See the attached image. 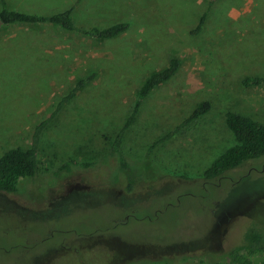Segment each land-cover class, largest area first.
Listing matches in <instances>:
<instances>
[{
	"label": "rangeland",
	"instance_id": "rangeland-1",
	"mask_svg": "<svg viewBox=\"0 0 264 264\" xmlns=\"http://www.w3.org/2000/svg\"><path fill=\"white\" fill-rule=\"evenodd\" d=\"M10 1L35 14L75 5L79 27L128 28L112 39L47 23L0 29V155L27 147L61 96L97 73L48 120L38 174L0 191V264H225L224 253L264 223V156L209 184L202 175L234 143L225 112L264 121V0ZM172 57L177 72L123 133L127 174L139 180L127 191L113 140L140 82ZM202 100L206 114L151 148ZM64 163L69 171L58 170Z\"/></svg>",
	"mask_w": 264,
	"mask_h": 264
},
{
	"label": "trees",
	"instance_id": "trees-1",
	"mask_svg": "<svg viewBox=\"0 0 264 264\" xmlns=\"http://www.w3.org/2000/svg\"><path fill=\"white\" fill-rule=\"evenodd\" d=\"M78 1H76L77 3ZM211 5V1L209 6ZM6 0H0V29L7 28L12 25H37L47 23L53 26H58L67 31L80 32L83 35L90 36L96 39H112L123 33L128 24L124 21H118L106 27H90L82 28L73 22L72 13L74 6L63 8L60 12L51 14H35L23 12L17 9L10 8ZM207 7L200 15L197 23L190 34H196L202 30L204 23L208 17L210 7ZM180 66V61L176 57H172L166 66L159 70L150 72L140 82L136 92L135 101L132 105L131 113L126 119L124 125L115 136L111 153L116 155L118 162V170L120 174L127 177L130 181L126 186V190L130 191L131 186L135 180L128 176V163L123 158L120 150V144L123 133L135 120V117L141 107L144 99L150 93L167 82L173 77ZM97 73L90 72L83 74L80 80L76 81L74 85L68 90L65 95H62L57 105L55 112L63 107V104L71 100L77 92H79L89 80L93 79ZM263 79L261 77H248L244 83L246 85H256ZM210 109V102L202 100L198 102L189 113V115L180 123H178L166 135L153 143L151 148L156 144L170 138L172 135L178 133L185 125L190 124L196 119L206 114ZM51 117L36 124L31 132V140L27 147L20 146L11 147L5 150L0 155V191L5 193L14 192L16 186L21 179L34 178L39 172L38 149L43 129ZM225 127L232 134L234 143L224 150H222L203 171V179L205 184L214 182V179L221 178V176L228 170L242 165L243 163L264 156V121L255 120L249 116L227 111L223 117ZM74 164V160H72ZM76 163V162H75ZM84 165L86 163H83ZM70 163H64L58 170L69 171ZM255 254H262L263 258L259 264H264V223L257 228H250L244 233L242 242L238 245L228 249L223 256L225 264H252L250 256Z\"/></svg>",
	"mask_w": 264,
	"mask_h": 264
},
{
	"label": "crops",
	"instance_id": "crops-1",
	"mask_svg": "<svg viewBox=\"0 0 264 264\" xmlns=\"http://www.w3.org/2000/svg\"><path fill=\"white\" fill-rule=\"evenodd\" d=\"M9 4H14V1L11 2L10 0H6Z\"/></svg>",
	"mask_w": 264,
	"mask_h": 264
}]
</instances>
